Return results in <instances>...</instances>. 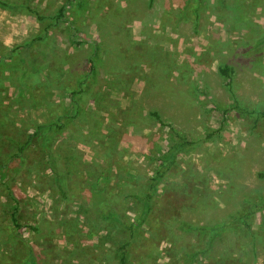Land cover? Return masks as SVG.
Wrapping results in <instances>:
<instances>
[{"label": "rangeland", "instance_id": "1", "mask_svg": "<svg viewBox=\"0 0 264 264\" xmlns=\"http://www.w3.org/2000/svg\"><path fill=\"white\" fill-rule=\"evenodd\" d=\"M4 1L18 5L0 7V31L9 33L0 36V59L52 23L23 5L51 17L67 0ZM69 2L65 19L49 27L46 56L32 46L39 72L21 84L13 69H0V152L13 168L5 133L21 139L55 113H73L68 88L98 53L93 96L61 140L71 198L59 199L32 144L18 178L0 169V264H119L128 232L103 215L136 219L141 203L132 195L147 193L158 170L153 205L129 248L135 262L264 264V118L255 115L264 112V0ZM70 23L79 27L73 38ZM174 144L172 162L160 160ZM226 218L230 226L208 248L203 227Z\"/></svg>", "mask_w": 264, "mask_h": 264}, {"label": "trees", "instance_id": "2", "mask_svg": "<svg viewBox=\"0 0 264 264\" xmlns=\"http://www.w3.org/2000/svg\"><path fill=\"white\" fill-rule=\"evenodd\" d=\"M69 2V0H67ZM67 1L62 4L56 13V15L48 17L44 16L39 13L34 8H31L29 5H23L22 10L25 12L33 15L37 20H45V19H50L52 20V23H49L47 26H45V29H43L42 34L37 35L33 39L25 42L22 47L10 49L8 52V55H2L0 59V69L5 70L7 68L13 69L14 74L17 76V81L20 82L21 84L25 83L26 78H28L29 75L31 74H36L39 72V68H41L42 64L37 65L38 60H29L32 57V46L37 45L35 47L34 52H39V56L41 58L46 56V53L49 52V47L45 46L44 43L49 44L47 42L48 38V32H49V27L50 26H55L57 25L60 21H63L65 19V11H67ZM70 3V2H69ZM18 4L16 3H9L4 0H0V7L2 8H13L17 7ZM72 23H70V26L72 28V34L70 37L73 38L76 33L79 32V27L74 26L72 27ZM46 41V42H45ZM73 41V39H72ZM97 50V47H96ZM93 55L98 57V53H93ZM92 56L87 57L85 66H84V73L81 76L82 79L78 80L76 78V83H73L72 87H69V98L70 102L72 104V107L74 106L73 113L72 114H59L55 113L52 118L49 119L47 123H42L38 125H33V129L31 130V133L28 135H25L24 138H14L13 136L5 133L4 138L8 141L11 142V153H8L10 155L7 159V161H15V165L13 168L7 167L6 164V159L2 158V154L0 152V157H1V162H0V169L2 173L9 171H17L16 175L17 178L19 177L20 170L27 164V152L26 150L31 149V145L34 146L46 169L49 170V175L51 177V181L53 183V187L56 189V194L59 197V199L68 201L71 198V193H70V187H69V171L66 168L65 162L62 159V154L61 153V140L63 137L65 125L68 123L70 119L76 118L78 115H80V112L84 110L85 106L88 104L89 100L92 98V90L98 81L99 77V59L94 58ZM28 61H31L33 63H30ZM9 64V66L7 65ZM35 69V70H34ZM220 73L228 79L227 83L228 86L230 87L231 85V68L229 65H224L219 67ZM76 84V86L74 85ZM76 94H79L78 98L76 99L74 96ZM29 99H31V102L33 106H37L41 102V97L38 95H31L29 96ZM159 123L165 124L164 121L161 119L159 114L156 111H153L151 113ZM254 114V112H253ZM259 114V117L262 116L264 118V112L257 111L255 115ZM62 117H65L64 120L61 121ZM257 120V119H255ZM255 122V121H254ZM1 124V123H0ZM170 127L171 132L178 138V140L181 141L182 144L188 143L185 141L183 136L174 129L172 126L168 125ZM183 146V145H182ZM176 145H171L167 152L162 155V159L160 160H165L169 159V163L172 162L174 157L178 154L179 149H177ZM164 158V159H163ZM5 160V161H4ZM161 163V161H160ZM163 164V163H162ZM10 168V169H9ZM8 171V172H9ZM163 171V170H162ZM161 170H158L155 172L154 175L149 180L148 183V189L149 191L145 193L144 195L135 198L136 195H132L133 198L137 201L140 202L139 204V209H138V216L136 219L130 221L128 219H125L122 214L118 211H111L108 210L106 214L103 215V218L107 221L110 222L109 220L112 221V223L108 224L106 226L111 227L110 225L116 224V229H124L128 232V237L129 239L126 241H122L116 251L118 253V261L119 264H138L132 259V252L129 249L130 246L133 244L135 238L137 237L140 227L143 224V222L147 219L148 214L151 210V207L153 204H151V199L154 196L155 191L157 190V185L161 182L162 179V173ZM258 176L262 179H264V172H259ZM6 188L8 190L10 189L9 185H7V182L5 183ZM151 190V191H150ZM11 191V189H10ZM262 207V206H261ZM16 208H14V213L11 215V221L16 223L17 218H16ZM248 218V217H247ZM188 226H185V230H192V231H200L201 228L197 227L195 229H191V225L188 223H185ZM247 227H249V223L246 220L244 223ZM182 224L181 226H183ZM230 226V222L228 218L224 219L223 221H219L217 223H214L213 225H208L203 227L204 229H207L209 232V241H208V248H210L213 245V242L215 240V235L220 233V231H224L226 228ZM110 229V228H109ZM107 229V230H109ZM30 251H32V247H29ZM34 255L32 254V257ZM35 264H39L37 261Z\"/></svg>", "mask_w": 264, "mask_h": 264}, {"label": "crops", "instance_id": "3", "mask_svg": "<svg viewBox=\"0 0 264 264\" xmlns=\"http://www.w3.org/2000/svg\"><path fill=\"white\" fill-rule=\"evenodd\" d=\"M6 35H9V33H5V31H3V30L0 31V36L1 37H4Z\"/></svg>", "mask_w": 264, "mask_h": 264}]
</instances>
